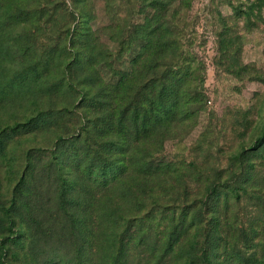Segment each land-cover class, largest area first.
Masks as SVG:
<instances>
[{"label": "rangeland", "instance_id": "obj_1", "mask_svg": "<svg viewBox=\"0 0 264 264\" xmlns=\"http://www.w3.org/2000/svg\"><path fill=\"white\" fill-rule=\"evenodd\" d=\"M3 15L0 264L264 260V0H0ZM73 134L126 166L91 212L51 174Z\"/></svg>", "mask_w": 264, "mask_h": 264}, {"label": "trees", "instance_id": "obj_2", "mask_svg": "<svg viewBox=\"0 0 264 264\" xmlns=\"http://www.w3.org/2000/svg\"><path fill=\"white\" fill-rule=\"evenodd\" d=\"M4 17V18H3ZM12 18V15H3L0 16V29L5 26V23ZM1 29V30H2ZM0 30V32H1ZM165 77L170 81V86L166 85V89L164 94L161 93L165 85H160V93H158L157 98L162 100L161 104L165 105L166 102L163 98L166 96L169 97L172 88H176L180 83H183L184 77L182 74H177L176 72H168L165 74ZM175 91V90H174ZM175 98V95L174 97ZM153 101V100H152ZM169 109L168 106H164L162 110ZM161 110V109H160ZM146 113H144L145 115ZM36 119V120H35ZM49 120V115L47 113L41 112L38 117H33L31 121H35V124L38 122L45 123ZM2 141V139H0ZM111 143H97L96 146L92 145V143H88L85 137L80 135H67V136H57L55 142L53 144V148L51 151V156L53 157V166L54 171L51 173L57 179L54 180L57 189H59L60 195L64 194L65 198L63 200H67L68 202H73V208L76 211H81L83 209L82 206L89 212H91V207L94 205L92 201H94L93 197L97 195V193L105 188H108L112 184H114L124 173L126 170V166L121 163H117L114 159H111L107 155H105L104 151H107L106 146L112 148L110 146ZM116 148V147H115ZM104 150V151H103ZM29 155V153H27ZM68 167L75 173L74 179L76 181V185H69L68 188L65 186V180L60 178V169ZM24 174L21 176L20 181L17 183V189L19 186H25L29 181H31L34 177L33 175L29 176ZM85 182L91 188L92 192L87 199V201L81 200V190H78V184ZM212 186L209 190L210 194L207 195L208 198L204 204L207 206L208 212H214L216 205L218 203V199L220 195H223L222 190L214 188ZM220 190V191H219ZM66 195H71L72 197H66ZM219 197V198H218ZM95 212V208L93 207L92 213ZM97 213V212H95ZM101 214V213H100ZM195 217V216H194ZM72 218V217H71ZM71 221V219H69ZM75 219H72V224H75ZM94 221H92L93 223ZM217 223H212V227L215 229L217 227ZM238 258L241 260H245L244 255L237 253ZM79 262L78 264H80ZM94 264V263H93ZM249 264H264V260H256L252 258Z\"/></svg>", "mask_w": 264, "mask_h": 264}]
</instances>
